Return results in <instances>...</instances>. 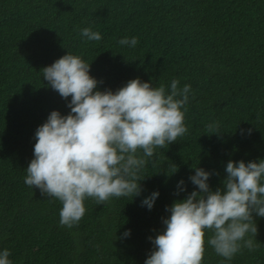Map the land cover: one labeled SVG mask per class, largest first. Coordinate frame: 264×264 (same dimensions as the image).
Instances as JSON below:
<instances>
[{
  "label": "trees",
  "instance_id": "1",
  "mask_svg": "<svg viewBox=\"0 0 264 264\" xmlns=\"http://www.w3.org/2000/svg\"><path fill=\"white\" fill-rule=\"evenodd\" d=\"M0 264H264V0H0Z\"/></svg>",
  "mask_w": 264,
  "mask_h": 264
}]
</instances>
